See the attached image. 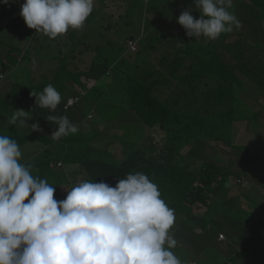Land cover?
I'll return each instance as SVG.
<instances>
[{
    "label": "trees",
    "instance_id": "1",
    "mask_svg": "<svg viewBox=\"0 0 264 264\" xmlns=\"http://www.w3.org/2000/svg\"><path fill=\"white\" fill-rule=\"evenodd\" d=\"M174 1L176 0L172 2ZM229 10L235 14L240 25L243 26L241 33L227 34H235L242 38L241 41L238 39L237 42L229 45V41H224L225 39L204 42L203 36H188L185 41H178L176 37H173L168 41L174 45L173 55L161 56L158 64L150 56L148 58L143 56L147 49L150 52V48L146 46L141 48L143 51L139 50L137 53L128 49L129 52L139 55L131 62L126 58H120L116 64H109L105 59L100 61L98 58L99 62L94 60L88 71L71 70L69 63L73 62L68 57H76L73 53L82 42L81 39L73 40L72 47L68 49V53L66 52L67 55L60 60L61 64L54 73V77L24 88L23 98L13 96L4 99L0 106V113L4 107L9 109L16 104L22 106L23 101L26 106L19 109L31 112L33 105L34 111L38 109L39 113L32 114L33 118L26 121L28 124L17 128L7 124V118L0 114V135H8L16 140L22 155L28 154L29 150H34L33 156L29 153L28 157L21 158V163L28 158L25 164L31 167L32 175L46 179L54 185V199L57 200L66 198L67 189L82 180L104 181L114 187L120 178H126L129 173L146 174L152 182L157 184L166 205L176 211L170 234L174 236L173 233H175L180 238L185 234L188 235L189 232L196 233V238L190 246L189 244L180 246L188 247L190 251L194 245L193 249H196V252H200L199 243L204 248L211 243L214 246L219 240L221 230L225 231L222 225L221 227L211 226L215 234L211 233L206 237L204 231L196 232L187 221L203 218L206 209L202 211L201 208L208 209L215 202L214 200H217L221 203V208L226 207L223 225L229 223L225 222V219L233 214L234 208L240 201L237 197L234 201L220 199L224 198L223 192H229L224 187L232 179L231 175L236 174L228 167L236 162L241 165L243 158L245 163L242 168L247 170L251 161L246 163L249 157L243 149H240L244 146L239 147L234 144L237 149L234 152L237 158L235 160L229 158L228 167L205 158L200 167L193 168L187 158L188 155L182 156V151L195 141L206 142L207 138L228 144L236 121L243 119L250 120L251 123L255 121L252 123L255 125L256 121L264 119V103L253 108L247 105L249 109H246L237 93L238 87L243 89L239 79L248 86H252L253 90L264 93V55L261 53V50L264 51V0H231ZM193 17L196 18V16ZM22 18L20 17L19 20L18 15L13 16L11 13L1 12L0 14V22L4 23L3 29L26 40H31L36 35L35 40H38L40 37L37 32L35 33V29L26 26L27 29L23 30V24L26 25V23L22 22L24 20ZM253 22L256 24L252 25ZM258 24L260 29L256 26ZM153 26L156 32L153 31L159 37L163 28L159 25ZM148 29L153 28L150 26L146 28V31ZM246 29L250 31L248 36L243 34ZM129 41H136L137 44L138 42L156 43L151 33L129 36L126 40L128 48ZM8 46V51L2 55L8 62L1 60V56L0 61L7 63L9 68L19 64L23 59H29V55L23 54V49L13 45V42ZM85 47L89 48L88 45ZM259 49L261 50L257 53ZM19 55H24V58H19ZM260 55H263L262 58ZM88 79L101 82H103L102 79H109L110 83L103 87L94 84L89 86ZM48 84H52L61 95V102L54 112L36 105L35 97L31 94L42 92ZM11 87L15 86L11 85ZM83 91H85L84 94ZM163 94L165 96H162ZM70 96H78L79 100L75 105L66 107ZM84 97H90V111L94 107L99 110L100 107L105 116L111 115L108 118L127 115V127L120 129L122 132L115 135L121 141V150L113 147L111 140L103 143V138L107 136L101 131L97 118L86 120L88 112L85 113L78 108V103ZM83 109L86 111L85 107ZM49 115L67 116L79 127V131L58 140L52 139L51 134L57 125L46 120ZM80 121L86 124L87 130H84ZM33 123H37L40 130L32 131ZM131 123H134L133 126H128ZM29 144L33 148L30 146L31 149H29L27 147ZM74 166L78 168L75 169ZM246 173L247 171L244 172V177L253 178ZM68 174L73 178L67 177ZM244 177L237 175L236 180L239 179L242 184ZM256 182L261 183V181ZM260 185L264 190V181ZM246 190L244 187L241 192L238 191V197L246 193ZM243 202L244 205L249 204L248 200ZM261 209L264 208L261 207ZM178 214H181V218ZM259 214L260 219L251 218L250 224L238 221V231L242 228L244 231L241 243H247L242 246L245 251L250 247L251 239H248L250 236L264 234V223L259 227L254 226L258 221L264 222L263 214ZM182 216L187 219H183ZM177 237L175 236L178 244ZM240 254L243 257V250ZM249 255L252 259L257 257L256 249L251 247L248 251ZM236 257L230 255L224 259V264L234 263Z\"/></svg>",
    "mask_w": 264,
    "mask_h": 264
},
{
    "label": "clouds",
    "instance_id": "2",
    "mask_svg": "<svg viewBox=\"0 0 264 264\" xmlns=\"http://www.w3.org/2000/svg\"><path fill=\"white\" fill-rule=\"evenodd\" d=\"M7 3L8 0H0ZM199 18L182 11L177 22L189 37L216 40L239 28L229 11L231 0H193ZM94 0H24L20 15L26 25L51 39L80 29ZM35 104L55 111L60 93L52 84L31 93ZM31 112L14 110L9 125L23 127ZM57 125L52 139L75 134L67 116L49 115ZM32 131L40 130L37 123ZM18 142L0 135V264H182L171 249L174 209L161 198L157 184L142 172L129 173L115 186L82 180L54 199L55 187L32 175L21 163Z\"/></svg>",
    "mask_w": 264,
    "mask_h": 264
},
{
    "label": "rangeland",
    "instance_id": "3",
    "mask_svg": "<svg viewBox=\"0 0 264 264\" xmlns=\"http://www.w3.org/2000/svg\"><path fill=\"white\" fill-rule=\"evenodd\" d=\"M172 1L173 0H150L147 3L145 0H124L123 2L121 1V7H116L113 0H94L93 11L85 21L84 25L80 29L73 30L70 28L66 34L60 35L56 39H51L48 36L43 35L42 33H37L40 37L38 40H35L36 35H34L31 40H26L25 38L19 37L18 35L14 36L13 32L10 33L7 30L3 29L4 26L2 24L4 23L1 22V60L8 62L2 55L8 51V44H12V42L13 45L22 48L23 54L27 53L29 55V59H23V61H20L19 64L12 66V68H9L7 63L5 64L4 61H0V106L3 104L5 98L13 96H19V98H23L24 88L32 87L31 85L45 82L46 80L54 77V73L61 64L60 60L62 59V57L67 55L68 49L72 47L73 40L76 41L78 39H81L82 42L81 45H79L76 48V51L73 53V55L76 54V57H68V59L70 61L72 60L73 62L69 63V68L71 70L78 69L79 71H88L94 60L99 62L98 58L100 61L102 59H105L109 64H116L120 58H126L129 62H131L132 59H136V56H139L136 53L139 50L143 51L141 48H146V46L147 48H150V52H148L149 50L147 49L145 55L143 56L145 58H148L150 56V58L153 59V61L157 64L159 63L158 61L161 56L165 54H168L169 56L173 55L172 52L175 49L174 45L168 41L173 39V37H176L178 41H185L188 38L186 30L177 22V17L181 14L182 11L188 10L189 8H192V11L190 13L191 15L196 16V18H199L200 13L195 9L193 0ZM22 3H24V0H8L7 3L0 2V14L1 12H4L5 14L11 13L13 14V16H17L16 10L20 8ZM106 3L108 4L106 5ZM255 24L256 22H253L252 25ZM23 25V30L27 29V25ZM153 25H159L163 28L161 30L162 33L159 34V37L158 34L156 35V30H154L155 26ZM150 26L153 29H148V31H146V28H149ZM242 26L243 25H240L239 28L234 27L232 32H240V30H242ZM256 26L258 29H260L259 24ZM244 32L245 33L243 34L246 36L250 34V31L248 29H246ZM147 33L153 34L154 39H156V43L148 42L146 43V45L143 44V42H138L137 44V42L135 41L137 44L136 47L132 46L133 48H128L126 40L129 36L146 35ZM245 38L246 37H244V39ZM221 39H225L224 41L227 42L229 41V45L231 43L233 44V42L235 41L237 42L238 39L240 41L242 40V38L236 36L235 34L227 33L221 34V36L216 40L220 41ZM204 40V42L208 41L207 38H204ZM250 41L252 40L250 39ZM86 45L89 46L88 49L85 47ZM128 49H131L133 52L136 51V53L133 54L132 52H129ZM81 50L82 52H79ZM260 50L261 49L257 50V53ZM261 53H263L264 55L263 50H261ZM263 55H260V57L262 58ZM23 56L19 55V58H24ZM102 80L103 82H101L100 80L97 81L96 79L92 81L88 79L89 86H91V84H94L96 86L103 87L110 83L109 79ZM239 84L243 87V89H240L238 87L237 93H239V97H241V101L244 103L243 106L246 107V109H249V107L253 108V106L257 107L261 105V103H264V93H261L257 89V91L253 90L252 86H248L244 82L240 81V79ZM11 85H14L15 87H11ZM84 93L85 91H83V94ZM162 96H165V94H163ZM259 96H261L262 100L261 98H259ZM90 101V97H84L78 103V108L80 110H83V112L85 113H89H87L88 116L86 117V120H93L97 118L98 123H103L100 124V128L101 131L104 132V135L107 136L106 138H103L104 144L107 142V140H111V145L113 147H117L118 150H121V141L115 135L122 132V130L120 129L127 127V115L108 118L111 115L105 116L100 107L99 110L97 109V107H94L92 111H90ZM23 102L24 104L22 106L20 104H16L12 105L13 108H3L0 114H2V117L4 115L5 119L7 118V124L9 123V118L13 114L14 110L24 108V106H26L25 101ZM84 107L86 108V111L85 109H83ZM32 109L33 110L31 111V116L32 114L38 112V109L34 111L33 105ZM254 122L255 121H252V123ZM252 123L250 122V120L244 119L236 121L233 124L231 138L228 139V144L226 143L227 145L222 144L217 139L207 138L205 139L206 142L195 141L194 143H192L191 145H187V147L183 149L182 156H185L186 154L188 155V157H186L190 160L193 168L200 167L201 164H203V162L205 161V158H208L206 160L216 161L217 163L220 162L221 164L228 167L229 163L227 162L229 161V158H232L234 160L237 158L236 154L234 153L237 150L234 144H237V146L239 147L244 146V148L240 149H243V151L249 157L246 163L250 161L251 163L247 170H244V167L242 168V166H244L245 159L242 158V163L239 161L241 165H238V163L236 162V164L230 165L231 167H228L236 174L231 175L232 179H230V182L228 184L226 183V186L224 187V189L229 192H223L222 196L224 198L221 197L220 199L223 201H234L236 200L235 197H237V199L239 198L240 201V203L236 205V208H234L233 214L229 215L228 218L225 219V222L227 221L229 223H225L223 225L224 216L226 215V213H224V209H226V207L223 206L221 208L222 205L217 200H214L215 202L208 209L203 207L201 208L202 211L206 209L204 211L205 214L203 218L199 217L198 219L191 220L189 218L190 221H187L188 224L191 223L190 226H193V230H195L196 232L202 230L208 236L211 233L212 235L215 234V231H212L211 226L221 227L220 225H222V228H225V231L221 230L224 238H221L219 234L218 242L214 244V246H212L211 243L208 247L205 248L201 243H199L198 247L200 249H202L203 247V252L200 253L197 257H193L192 255L194 253L189 252L194 248V245L189 252H187L188 247L180 248L179 245L186 244L185 246H188L187 244H189L190 246L193 242V239L196 238V233L189 232L188 235L185 234V236L180 238H178L177 235L173 233V238L175 240V236L178 238V244H176V247L172 250L174 254L181 259L182 263L185 262L186 264H189L188 262L190 261H196L200 264H203L204 262L206 264H222L223 262H225L224 259H227V257H229L230 255H234L236 257L237 252L239 256H242L240 254L241 250H243L244 252L243 257H247L248 251L252 247L253 249L257 248V257L251 260L252 257L249 255L246 259L250 260V262H248L247 264H264V234L259 233L257 236H250L248 238L249 240L251 239V242H249L250 247L246 248L245 251L242 246L246 245L247 243H241V241L243 240V228L240 231H238L239 229L237 228L238 221H240L241 223L243 222L245 224H250L251 218H257V220H259V213L263 214L262 219H264V209H261V207L264 208V190L263 186L260 185L264 181V119L262 121H256L255 125H252ZM82 124L84 130H87L88 127H86V124ZM132 124L134 123H131L128 126H133ZM259 144H261L262 146H260ZM30 146L32 145L29 144L27 147L31 149ZM110 150L112 149L110 148ZM29 153H31V155L34 154V150H29L28 154H23L21 158H25L26 156L28 157ZM189 155H191V157ZM27 159L28 158L24 160V164ZM74 168L76 169L78 167L74 166ZM245 171H247L246 174L249 177L253 178L249 179L247 177H244ZM237 175H241L244 177L242 178V184L236 180ZM67 177L71 179L73 178L69 174L67 175ZM256 181H261V183L259 184ZM244 187H246L247 189L246 193L241 194L240 198L238 197V191L241 192L242 188ZM244 200H248L249 204L247 203L248 205H244ZM179 216L181 217L180 214ZM182 217L183 219L186 218L184 216ZM220 221L221 223H219ZM263 223L264 222L258 221V226L255 224L254 226L259 227V225ZM226 253L231 254L226 256ZM243 257H239V261L235 260V262H232L231 264H238V262L239 264H246L244 263L246 261L243 260L245 259Z\"/></svg>",
    "mask_w": 264,
    "mask_h": 264
},
{
    "label": "crops",
    "instance_id": "4",
    "mask_svg": "<svg viewBox=\"0 0 264 264\" xmlns=\"http://www.w3.org/2000/svg\"><path fill=\"white\" fill-rule=\"evenodd\" d=\"M147 3L150 1H148V0H145ZM113 2H114V5H116V7H119L120 5H121V2L119 1V0H113ZM23 4V3H22ZM21 4V5H22ZM108 3H106V5H107ZM100 6H101V4H100ZM105 7H107V6H105ZM20 11H21V6H20V8L18 9V10H16V15H18L19 16V19H20V17L22 18V16L20 15ZM23 19V18H22ZM2 22V21H1ZM0 22V23H1ZM22 22H24V20H22ZM25 23V22H24ZM80 123H83L82 121H80ZM100 124H103V123H100ZM100 126V125H99ZM260 146H262L261 144H259ZM243 180V179H242ZM237 181H239L240 182V180L239 179H237ZM168 206V205H167ZM169 207V206H168ZM170 208V207H169ZM172 209V208H171ZM174 214H176V211L174 210ZM179 215V214H178ZM181 215V214H180ZM181 218V217H180ZM184 219H186V218H184ZM206 237H207V235H205ZM179 247H181L182 248V246H180L179 245ZM196 249H191V251L189 252V250L187 251V252H189V253H194L195 254V256H194V254L192 255L193 257H197L200 253H202V251H201V249H200V252H196L195 251ZM197 250H199V248L197 249ZM256 251H257V248H256ZM239 257H241L242 258V256H237L236 257V259L235 260H237V261H239L240 259H239ZM242 260V259H241ZM244 261H246V262H244V263H248V262H250V260H247V259H243ZM251 260H253V259H251ZM189 264H200L199 262H196V261H190V262H188ZM205 263V262H204ZM203 263V264H204ZM224 263V262H223ZM206 264V263H205ZM238 264H239V262H238Z\"/></svg>",
    "mask_w": 264,
    "mask_h": 264
},
{
    "label": "built area",
    "instance_id": "5",
    "mask_svg": "<svg viewBox=\"0 0 264 264\" xmlns=\"http://www.w3.org/2000/svg\"><path fill=\"white\" fill-rule=\"evenodd\" d=\"M128 44L130 47H132V46L136 47V45H137L135 41H129ZM78 100H79L78 96H70L68 98L66 107L75 105L78 102ZM220 236H221V238H224V235L222 233L220 234Z\"/></svg>",
    "mask_w": 264,
    "mask_h": 264
}]
</instances>
